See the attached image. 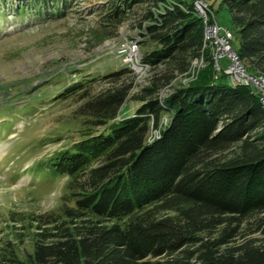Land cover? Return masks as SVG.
Returning <instances> with one entry per match:
<instances>
[{
    "label": "trees",
    "instance_id": "16d2710c",
    "mask_svg": "<svg viewBox=\"0 0 264 264\" xmlns=\"http://www.w3.org/2000/svg\"><path fill=\"white\" fill-rule=\"evenodd\" d=\"M71 1L11 6L15 16H59ZM100 1L102 35L128 23L150 70L146 84L131 95L132 72L122 67L100 76L105 88L80 77L56 93L81 101L78 138L38 163L65 178L63 193L55 209L13 220L19 243L0 246V264H264L258 97L216 73L193 0ZM220 5L239 61L264 78V0ZM195 60L203 66L194 78L172 86ZM130 97L138 103L131 113ZM153 128L157 137L148 140Z\"/></svg>",
    "mask_w": 264,
    "mask_h": 264
},
{
    "label": "rangeland",
    "instance_id": "374dc122",
    "mask_svg": "<svg viewBox=\"0 0 264 264\" xmlns=\"http://www.w3.org/2000/svg\"><path fill=\"white\" fill-rule=\"evenodd\" d=\"M195 1L205 5L207 20L217 27L218 35L230 33L227 45L235 51L237 34L229 26L220 0H193V4ZM16 2L0 0L5 9V16H0V246L19 243L13 220L20 215L53 210L59 204L65 178L53 177L38 163L78 138L75 129L79 124L73 117L81 101L57 99L56 93L80 77L97 79L95 90L105 88L108 83L100 76L126 67L132 72L130 93L134 95L150 73L140 63L137 38L128 23L118 26L114 36L102 35L100 0H72L61 15L45 12L40 17L32 11L15 16L11 4ZM227 63V58L219 60L221 67ZM202 66L200 60L193 62L190 73L179 75L172 86L193 79ZM169 90L163 89L159 96H166ZM125 104L129 113L138 106L131 97ZM19 247L21 252L30 250L27 240Z\"/></svg>",
    "mask_w": 264,
    "mask_h": 264
},
{
    "label": "built area",
    "instance_id": "2783aa9c",
    "mask_svg": "<svg viewBox=\"0 0 264 264\" xmlns=\"http://www.w3.org/2000/svg\"><path fill=\"white\" fill-rule=\"evenodd\" d=\"M193 8L203 21L204 39L206 40V46L211 48L213 67L216 73L224 75L228 85H241L250 90V92L255 93L264 108V78L259 75H251L243 69L235 51L227 45L230 33L225 31L224 36L217 34V27L207 20L208 10L205 5L200 1H195ZM222 58L228 59L225 67H221L219 64V60ZM193 62L196 63L197 60ZM200 62L202 63L201 60ZM157 132L158 130H154L152 135H149L148 140L157 137Z\"/></svg>",
    "mask_w": 264,
    "mask_h": 264
}]
</instances>
